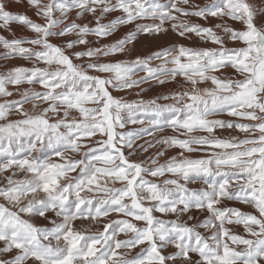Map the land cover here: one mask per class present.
<instances>
[{"label":"snow or ice","instance_id":"snow-or-ice-1","mask_svg":"<svg viewBox=\"0 0 264 264\" xmlns=\"http://www.w3.org/2000/svg\"><path fill=\"white\" fill-rule=\"evenodd\" d=\"M0 33V264H264V0H0Z\"/></svg>","mask_w":264,"mask_h":264},{"label":"rangeland","instance_id":"rangeland-1","mask_svg":"<svg viewBox=\"0 0 264 264\" xmlns=\"http://www.w3.org/2000/svg\"><path fill=\"white\" fill-rule=\"evenodd\" d=\"M196 2L197 3H201V4H203L204 2H205V0H196ZM20 11H24L25 9H23V8H21V9H19ZM29 15H32V12L31 11H29V13H28ZM116 15H118V14H116ZM33 19H36V17L35 16H33ZM84 22H87L86 20L84 21ZM16 26H14V28H15ZM16 30H17V32L19 33V34H24V35H27V33L26 32H23L21 29H19V28H16ZM22 32H21V31ZM127 31V29L125 28V29H122L121 30V32L120 33H118L119 35H123L125 32ZM0 34H3V33H0ZM174 40H179V38L178 37H170L169 38V40L168 41H161L160 43L162 44V45H168V43L169 42H171V41H174ZM198 43V42H197ZM208 46H211V45H208ZM138 50L139 51H147V47H146V44L142 41V43H141V45H139L138 46ZM24 62V61H23ZM22 62V60H16V61H10V62H7L8 64H9V66H11V65H13V64H17V65H19V64H26V62H24L23 63ZM172 89V87L170 88V90ZM169 90V91H170ZM169 91H167V92H165V94H167ZM115 94V93H114ZM164 94V93H163ZM159 95H160V93H159ZM121 96H124V95H121ZM127 99H129V100H134V99H137V98H128L127 96H125ZM144 98V97H143ZM152 98H154V97H152ZM144 99H146V98H144ZM149 99H151V98H149ZM162 103H164V101H161ZM170 102V101H169ZM226 118H228V117H226ZM228 119H230V118H228ZM132 127H136V126H132ZM233 135V134H232ZM242 135V134H241ZM142 142V141H141ZM163 162V161H162Z\"/></svg>","mask_w":264,"mask_h":264},{"label":"bare ground","instance_id":"bare-ground-1","mask_svg":"<svg viewBox=\"0 0 264 264\" xmlns=\"http://www.w3.org/2000/svg\"><path fill=\"white\" fill-rule=\"evenodd\" d=\"M21 31V30H20ZM22 32V31H21ZM119 35V34H118ZM163 46H167V45H163ZM23 62V61H22ZM24 63V62H23ZM173 88V85H168V86H162V87H159V88H157L155 91H149L148 93H144V94H142V96L144 97V98H146V99H149V98H152V97H155V96H158L159 95V93H160V95L161 94H165V92H167V91H169L170 90V88ZM134 91H138V90H133V92ZM115 95H124V96H127L128 98H137L134 94L133 95H129V93L128 92H123V93H115ZM226 118V117H225ZM226 119H228V118H226ZM228 133L227 132H225V135H227ZM233 135H241V134H238V133H232ZM174 152H175V150H173L172 152H170L169 153V155H171V154H174ZM194 155H199V154H194Z\"/></svg>","mask_w":264,"mask_h":264}]
</instances>
